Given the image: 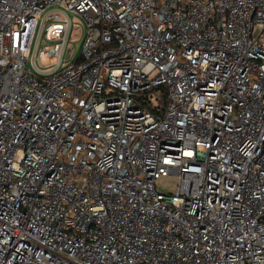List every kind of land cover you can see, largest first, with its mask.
<instances>
[{
	"label": "built area",
	"instance_id": "built-area-1",
	"mask_svg": "<svg viewBox=\"0 0 264 264\" xmlns=\"http://www.w3.org/2000/svg\"><path fill=\"white\" fill-rule=\"evenodd\" d=\"M0 264H264V0H0Z\"/></svg>",
	"mask_w": 264,
	"mask_h": 264
},
{
	"label": "rangeland",
	"instance_id": "rangeland-1",
	"mask_svg": "<svg viewBox=\"0 0 264 264\" xmlns=\"http://www.w3.org/2000/svg\"><path fill=\"white\" fill-rule=\"evenodd\" d=\"M68 14L72 21L71 33L68 40V47L71 49V57L76 58L81 51V47L84 41L86 32L85 24L84 19L80 15L74 14L72 12H69ZM44 43L46 42L43 39L42 44ZM32 54L33 50L29 53V56H31ZM54 60L55 59H51L45 54L41 55V62L43 65H48L46 67L51 66L49 64L53 63ZM176 183L177 180L174 176H164L157 182V188L164 192L173 191Z\"/></svg>",
	"mask_w": 264,
	"mask_h": 264
}]
</instances>
